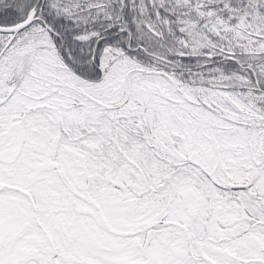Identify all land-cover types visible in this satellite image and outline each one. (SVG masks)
I'll list each match as a JSON object with an SVG mask.
<instances>
[{"label":"trees","instance_id":"1","mask_svg":"<svg viewBox=\"0 0 264 264\" xmlns=\"http://www.w3.org/2000/svg\"><path fill=\"white\" fill-rule=\"evenodd\" d=\"M198 1L205 2L172 7L175 0H0V24L35 11L0 61L16 36L26 33L36 46L52 48L58 60L55 67L31 53L0 94V139H17L9 159L16 169L4 186H18L20 177L21 188L33 195V222L48 233L46 244L32 253L38 264H110L58 224L75 218L82 206L113 239L145 237L149 229L164 235L173 224L200 242L202 250L189 241L185 255L199 259L195 264H233L232 251L237 264H264V46L256 45L263 37L252 34L264 30L240 28V16L253 7L248 0L204 3V12L215 4V17L227 18L209 24L190 14ZM255 5L264 17V0ZM183 7H189L187 20L200 24L197 46L184 42L175 21ZM224 24L232 29H221ZM9 35L0 32V49ZM195 149L207 153L213 172L187 153ZM8 153L0 150L2 163ZM30 154L52 169L40 162L27 166L32 173L23 177ZM47 178L63 183L60 197L34 195L33 187ZM110 197L137 208V215L157 216H150L149 227L124 232L122 226L141 217L116 218L103 204ZM151 206L150 213L139 210ZM229 207L262 222L251 226L242 217L224 228L220 221L232 220L224 214Z\"/></svg>","mask_w":264,"mask_h":264},{"label":"rangeland","instance_id":"2","mask_svg":"<svg viewBox=\"0 0 264 264\" xmlns=\"http://www.w3.org/2000/svg\"><path fill=\"white\" fill-rule=\"evenodd\" d=\"M178 1L186 2V0H175V2L171 4L172 7L183 6ZM248 1L250 5L253 4V7L252 9H249L246 14L245 12H243V15L240 16V28L251 31L252 29L259 30L261 28L264 30V17L256 11L258 10L255 5L256 0ZM204 3L205 7H209L208 4H211L212 2H210L209 0H205ZM204 3L198 1L194 2L192 6L190 5L192 7L190 14H192L197 21L201 18V22L203 24H209L211 23L213 18H216V20L227 19L221 16V14H219L218 17H215L218 14L215 4L211 6V8H213L212 12L206 8V12H204ZM188 11L189 7H183L181 10H177L175 21L177 23H180L179 27L182 28L183 35L185 37L184 42L188 43L191 46H197L200 43V40L198 39V36L200 37V34L198 33V31L200 30V24H198L197 21L189 22V20H187V18L189 17ZM202 15L205 16L203 17ZM229 16L230 13H228V18ZM228 22L229 20L227 21V23ZM188 23L190 25H188ZM223 28L230 30L232 29V25L224 24L221 29ZM216 31H220V29H217ZM240 33L243 36H246L245 32L240 31ZM205 34H207V32ZM1 39L2 38L0 36V40ZM252 39L255 41L253 37ZM247 42L249 43V46H253L252 43H250L249 41ZM256 45H259L258 47L264 46V38L258 39V43H256ZM31 53H38L37 56H40V59H43L45 62L53 63L55 67L58 64V60L52 48L45 49L42 48V46L40 48L32 42L31 36H27V33L26 35L18 34L12 45L9 47L6 55L0 61V94L4 93L8 89V81L6 80V78L9 77L11 79L13 77H17L19 73L24 69L26 62L31 56ZM235 75L237 76L238 73H235ZM23 104H26V102L24 103L23 101ZM41 106L42 104L38 105L37 107L27 105L25 112L34 108L39 109L41 108ZM23 117L24 116L21 117V121ZM89 117L90 115L88 116V118ZM9 140L12 141L10 142ZM15 140L17 139H14L9 135H5L3 140L2 138L0 139V150L9 152L5 155L6 157H8L5 163H2L0 161V264H38L35 259L36 256H33L32 253L34 251V247L39 248L46 244L48 233H45L37 224H35V222H33V215L30 211L31 207L33 208V206L31 205V203L33 202V195L30 194V192L26 189L21 188L20 179H18L20 178L19 176L18 178L16 177L17 184H19L18 186H4L6 182L5 178L7 179L8 177H13V174L11 175V171L12 169H16L13 168L15 166L10 163L11 161H9V159L15 152L17 143ZM188 147L194 148L196 146L189 144L187 148ZM46 153L47 151H45L44 155ZM187 153H189V155L192 157H196L201 166H204L205 168L208 167L213 172V169L208 166V155L206 152H204L203 150L201 151L199 149H195L192 152ZM30 156L31 161L25 156V158L27 159L25 162V167L22 171L23 177L28 176L32 173L31 169H27V166L31 167L30 165H40V162L42 164L44 163L42 160L40 162L37 161V159L34 158L35 155L30 154ZM41 157H43L42 154ZM33 161H35V164H30ZM48 162L45 161L43 166L41 165L40 168L44 167L51 170L52 168ZM60 164L61 161L59 162V160H56L54 163V167L58 168L59 171ZM185 187L188 191L194 189L189 184H186ZM33 189L34 195L39 198L44 195L45 197L43 198H46V196L60 197L66 190L63 183L57 182L56 180L52 181L48 178L41 184L38 183L37 185H35ZM113 199V197H110L106 201H104L103 204L105 209L110 214L116 216V218L129 219V221H135L136 217L138 216L144 218V221L141 220L140 222L139 219L141 218H139L135 223L131 225L122 226L121 228L124 232H132L133 228L135 230H139V228L142 226L149 227L150 216H157L147 214L149 216L144 215L142 217L141 214L137 215V213L135 212L137 208H131L129 207V205L125 206L121 203H116ZM174 204L175 202L172 203V205ZM152 208L156 207H141L139 208V210L150 213V210ZM247 208L249 209V207ZM250 210L253 211L254 209ZM214 211H217V213H220V215L223 214V210L218 211L217 209H214ZM224 214H228V216L231 215L233 220H221L220 222L224 224V228L229 225H236L238 223L237 220L240 222V218L242 217H247V222H249L251 226L253 223L260 224L262 222V220L259 221L254 217L248 216L249 214L244 209L240 210L239 208L229 207L228 209H226ZM180 215L183 216L182 213H180ZM58 224L62 227L63 231L67 230V232H70L73 237L75 236L78 238V240L82 241L83 245H85L87 248L91 249L92 251L96 250L101 255V258L105 259L110 264H157L156 261H158L159 259L161 260V264H195L193 260L199 259L194 258L191 255L190 257H185V255L188 253L187 249L189 247V241H193L197 245V248L199 250H202V246L200 245V242L196 237L190 236L187 231L180 228L178 225L173 224H171V226H173V230H166L164 235L159 234V232L155 229H149L145 234V237L136 234L129 238H110V235L101 228L96 219L93 217V212L85 206L78 207V210L75 213V218L69 216L67 222H65L64 219L63 223ZM195 226H198L200 228V225L198 224H196ZM174 227H179V229H176ZM208 227L209 225H206V228ZM234 235L235 232L224 233L225 237H231ZM170 237H172V239L175 238L174 241L175 244H177L176 246L170 240ZM259 239L264 241L262 236H259ZM166 243H168L169 246H167ZM249 246L250 245H248V248ZM217 249L220 251V253L225 250L224 245H222L221 247H217ZM193 254L196 255V253L194 252ZM233 254V251L229 253V258L233 261V264H237V259L233 256ZM196 263L204 264L201 262Z\"/></svg>","mask_w":264,"mask_h":264},{"label":"water","instance_id":"3","mask_svg":"<svg viewBox=\"0 0 264 264\" xmlns=\"http://www.w3.org/2000/svg\"><path fill=\"white\" fill-rule=\"evenodd\" d=\"M35 17V11L32 9L29 10V12L27 13V15L25 16V18H23L22 20L15 22V23H11V24H0V32H9L10 35L7 38V40L5 41V43L2 45L1 49H0V54L2 53V51L5 49V47L9 44V42L11 41L13 35L18 32L20 29H22L23 27L27 26ZM146 27L153 32L154 34H159L158 31H156L155 29H153L152 27L149 26V24H146ZM255 35L260 36V37H264V34L262 33H255Z\"/></svg>","mask_w":264,"mask_h":264}]
</instances>
